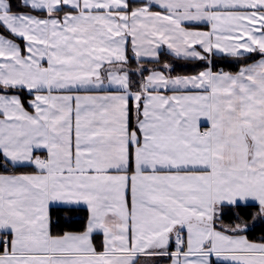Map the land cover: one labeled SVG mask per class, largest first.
<instances>
[{
    "label": "snow or ice",
    "instance_id": "1",
    "mask_svg": "<svg viewBox=\"0 0 264 264\" xmlns=\"http://www.w3.org/2000/svg\"><path fill=\"white\" fill-rule=\"evenodd\" d=\"M0 264H264V0H0Z\"/></svg>",
    "mask_w": 264,
    "mask_h": 264
}]
</instances>
